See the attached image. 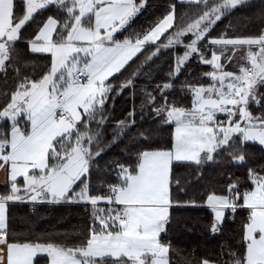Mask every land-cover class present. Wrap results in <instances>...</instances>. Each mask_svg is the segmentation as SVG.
Returning <instances> with one entry per match:
<instances>
[{
	"label": "snow or ice",
	"instance_id": "snow-or-ice-1",
	"mask_svg": "<svg viewBox=\"0 0 264 264\" xmlns=\"http://www.w3.org/2000/svg\"><path fill=\"white\" fill-rule=\"evenodd\" d=\"M0 264H264V0H0Z\"/></svg>",
	"mask_w": 264,
	"mask_h": 264
},
{
	"label": "trees",
	"instance_id": "trees-1",
	"mask_svg": "<svg viewBox=\"0 0 264 264\" xmlns=\"http://www.w3.org/2000/svg\"><path fill=\"white\" fill-rule=\"evenodd\" d=\"M60 215L67 216V212L56 213V216H60ZM53 223H55V221H53ZM69 223H71V224H75L76 223L74 215L71 218H69V220L66 221L62 226L66 227V226H68Z\"/></svg>",
	"mask_w": 264,
	"mask_h": 264
}]
</instances>
